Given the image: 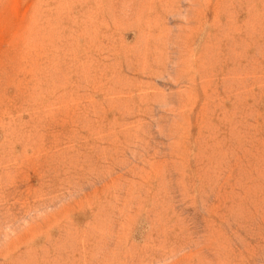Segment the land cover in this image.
<instances>
[{"label":"rangeland","instance_id":"obj_1","mask_svg":"<svg viewBox=\"0 0 264 264\" xmlns=\"http://www.w3.org/2000/svg\"><path fill=\"white\" fill-rule=\"evenodd\" d=\"M0 264H264V0H0Z\"/></svg>","mask_w":264,"mask_h":264}]
</instances>
